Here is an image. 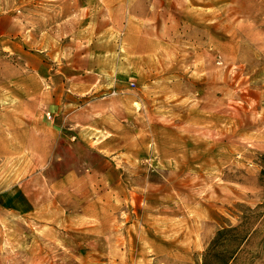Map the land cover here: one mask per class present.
<instances>
[{
	"label": "rangeland",
	"instance_id": "obj_1",
	"mask_svg": "<svg viewBox=\"0 0 264 264\" xmlns=\"http://www.w3.org/2000/svg\"><path fill=\"white\" fill-rule=\"evenodd\" d=\"M229 227L264 264V0H0V264H202Z\"/></svg>",
	"mask_w": 264,
	"mask_h": 264
},
{
	"label": "crops",
	"instance_id": "obj_2",
	"mask_svg": "<svg viewBox=\"0 0 264 264\" xmlns=\"http://www.w3.org/2000/svg\"><path fill=\"white\" fill-rule=\"evenodd\" d=\"M91 11H93V4L91 2H88V3L86 2V3L82 4L81 8H80L81 19H89L91 16L89 13ZM92 31H93V35H96V30L92 29ZM47 34H48V32L47 33L41 32L40 36L35 37L31 33L32 41H34V40L38 41V44H39L38 46H41L39 48H43V49H41L42 51L44 50V47L47 44V38H48V37H46ZM26 37H27V42H28L31 37L28 36L27 33H26ZM69 37H72V36L69 34ZM62 40H63V38H62ZM49 45H51V44H49ZM58 46H63V44L59 40H58ZM59 50H60V48H59ZM39 51L40 50H38V52ZM100 58H104V55L101 56L100 53H96V51L90 52V58H86V61L81 66V69H82L81 71H83L82 75H89V74L92 75L93 81H97L98 79H100V76H104L106 74H109V75L113 74L114 75L115 74L114 70H105L104 71V69L100 68L99 66L96 67L95 63H93L94 61H92V60L98 61V59H100ZM105 59L106 60L109 59L107 54H105ZM38 67L42 68L44 71H43L42 76H35V77H37V79H41V78L48 79V78L55 77L57 74V71H58V70H54V66L52 64H50V66H47L45 63V58L42 60V63L38 65ZM111 68L113 69V67H111ZM59 71H61V70H59ZM61 73H63V72H61ZM113 79L115 81V78H113ZM114 81H113V83H114ZM92 86H95V85L92 83L88 88H91Z\"/></svg>",
	"mask_w": 264,
	"mask_h": 264
},
{
	"label": "trees",
	"instance_id": "obj_3",
	"mask_svg": "<svg viewBox=\"0 0 264 264\" xmlns=\"http://www.w3.org/2000/svg\"><path fill=\"white\" fill-rule=\"evenodd\" d=\"M239 238L236 228L219 229L206 252L203 254L202 264H234L239 254L237 247H229L231 242Z\"/></svg>",
	"mask_w": 264,
	"mask_h": 264
}]
</instances>
